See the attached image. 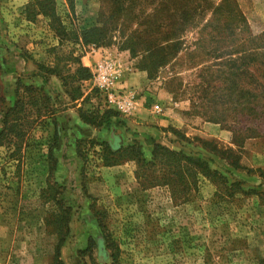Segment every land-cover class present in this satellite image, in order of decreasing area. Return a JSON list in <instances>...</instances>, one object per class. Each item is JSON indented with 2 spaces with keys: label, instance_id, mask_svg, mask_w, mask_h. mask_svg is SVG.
<instances>
[{
  "label": "rangeland",
  "instance_id": "obj_1",
  "mask_svg": "<svg viewBox=\"0 0 264 264\" xmlns=\"http://www.w3.org/2000/svg\"><path fill=\"white\" fill-rule=\"evenodd\" d=\"M32 1L0 0V131L11 121L3 116L15 102L16 89L22 92V85H31L51 98L57 140L52 139L51 119L32 123L31 114L17 126L28 130L18 139L10 135V144L0 146V264H264V107L256 119L249 116L238 124L221 120L231 102L225 96L230 85L224 80L225 61L240 57L244 46L254 48L249 37L264 47V0H228L243 15L247 32L230 19L206 25L208 15L181 35L174 2L167 12L157 6L159 0H71L72 10L67 1L57 2V14L68 29L102 26L113 37L95 55L88 53L93 45L59 41L46 18L28 21L23 9ZM208 1L217 5L222 0ZM149 17L157 39L165 40L167 55V63L151 76L141 71L143 55L131 57L121 45L123 38L142 33ZM71 55L80 56L89 72L101 57L115 62L120 72L114 91L134 94L135 112L124 116L108 109L116 114L108 125L85 123L81 111L92 117L107 110L104 95L86 81L69 80L65 88L55 75L43 78L36 65H56L61 70L56 72L65 76L72 72L65 68ZM138 72L145 78L140 80ZM248 72L252 75L245 86L257 91L254 82L264 71ZM130 76L135 80L124 86ZM79 85L88 97L84 102L69 97ZM140 106L157 130L150 132L149 151L134 137L141 129L125 124L137 118ZM91 139L113 151L135 141L147 160L153 142L207 160L227 178L229 189L219 191L201 178L196 192L174 199L167 186H140L134 164L126 160L105 167L90 149L83 164L77 142ZM91 199L95 209L105 211L114 261L90 210ZM64 208L70 209L67 227L56 221Z\"/></svg>",
  "mask_w": 264,
  "mask_h": 264
},
{
  "label": "trees",
  "instance_id": "obj_2",
  "mask_svg": "<svg viewBox=\"0 0 264 264\" xmlns=\"http://www.w3.org/2000/svg\"><path fill=\"white\" fill-rule=\"evenodd\" d=\"M61 0H33L24 7L23 13L30 22H35L38 16L46 18L50 31L59 41L64 39L73 40V42H79L82 46L93 45L96 47H102L107 45L111 38L107 34L106 29L102 26L82 29L79 32L68 29L63 25L59 15L56 11V4ZM68 2L70 10H72V1L65 0ZM125 2H131V0H124ZM175 3V17L178 26V33L181 35L187 28L199 23L205 19L206 16L210 17L206 21V25H214L218 21L230 19L234 25L239 28L240 31L247 32V25L243 15L239 12L237 7L228 0H222L219 4H213L208 0H159L158 5L164 7V11L169 10V3ZM168 3V5H164ZM118 5V2H117ZM123 6L118 10V14L122 15ZM133 8V7H132ZM156 8L153 9V12ZM152 17V16H151ZM153 18L149 17V22L146 29L142 33H133L127 40L122 39V47L128 51L131 57L137 55H143V61L141 65V71H147L148 75L151 76V71H156L167 63V55L165 52V40L162 38L157 39V27L153 28ZM104 22V21H103ZM101 22V23H103ZM230 25H228L229 27ZM122 38V37H121ZM247 40V38L245 39ZM248 43H252L254 48L248 50L244 46V49L240 52V57L236 59L228 58L225 61L224 80L227 84L226 98L231 102L226 104L225 115H223L224 122L238 124L241 119L252 116V118H258L259 115L263 114L262 108L264 107V75L258 82H254L257 91H254L246 87V81L251 77L249 69L253 71H264V47L259 46L255 43L256 39L253 37L248 38ZM60 45V43H59ZM176 45V44H175ZM38 69L42 71L43 78L48 75H55L63 82V86L66 88L69 83L67 81L74 80L78 82H84L90 79L91 74L89 70L81 66L80 56L73 57L71 55L68 58V64L65 66L69 72L63 76L58 74L56 71V65L45 66L41 63L36 64ZM238 82V84H237ZM244 84V85H243ZM22 92L19 88L15 91V102L13 106L9 108L3 116L4 121L10 119V123H6L7 127L0 131V146L4 142L8 141L9 144L12 138L10 135H14L17 139L24 134L29 127L20 130L17 126L23 123L21 118H27L29 120L32 114L34 120L32 123L45 117V119H51V123L54 125L53 138L57 140L56 120L54 113L56 109L51 104V98L44 92L43 88H37L33 86L22 85ZM74 94L69 95L72 101L80 100L84 102L88 97H84L81 87L73 89ZM93 113V112H91ZM80 118L88 124L95 126H101L102 124L108 125L112 117L116 114L110 110H104L102 113L96 116H88L87 113L82 111L79 114ZM46 121V120H45ZM3 122V124H5ZM227 122V123H228ZM231 124V125H234ZM21 140V139H20ZM95 148L98 149L95 151ZM92 149L95 152L100 163L105 167H111L127 161L128 163L134 164V176L140 186L144 188H153L156 186H167L170 188L174 199H181L188 196L191 192H196L198 184L201 178L209 180L214 186L228 190L227 178L222 175L218 170H214L210 167L207 160L187 155L182 151H174L169 148L153 142L151 151V158L145 159L141 147L137 142L133 141L131 145L120 148L116 151L110 149L107 143L98 142L96 140H79L77 142V154L82 159L83 164L87 162L86 152ZM49 156L51 154L49 153ZM51 160V157L49 158ZM212 163V161H211ZM233 168L238 169V165L231 163L229 164ZM86 166V165H85ZM83 173L84 168H83ZM84 179V176H83ZM234 187V185H230ZM90 199V197H88ZM92 200V199H91ZM90 205V210L93 216L96 217L99 228L103 233V237L106 243L107 249L111 250V258L115 259V251L113 250V241L108 233L105 226V211L95 209L94 200ZM61 204V202L59 203ZM69 208L62 210V216L56 220L63 222V225L67 227L69 221ZM68 234V229L59 235L58 246L60 247L64 241V237ZM59 251V249H58ZM55 264H61L57 261Z\"/></svg>",
  "mask_w": 264,
  "mask_h": 264
},
{
  "label": "built area",
  "instance_id": "obj_3",
  "mask_svg": "<svg viewBox=\"0 0 264 264\" xmlns=\"http://www.w3.org/2000/svg\"><path fill=\"white\" fill-rule=\"evenodd\" d=\"M98 52H100V48L91 46L88 53L95 55ZM104 54L107 55L106 52ZM118 72L120 71H115V62L107 57H101L92 66L90 79L84 82L90 86L91 90L104 95L105 108L114 109L124 116H130L135 112L134 94L114 91L113 80Z\"/></svg>",
  "mask_w": 264,
  "mask_h": 264
},
{
  "label": "crops",
  "instance_id": "obj_4",
  "mask_svg": "<svg viewBox=\"0 0 264 264\" xmlns=\"http://www.w3.org/2000/svg\"><path fill=\"white\" fill-rule=\"evenodd\" d=\"M136 77V75H134ZM135 80V78L133 77H129L127 78L124 82V86L127 85H131L132 83H128L130 82V80ZM138 78L140 80H142L143 78H145V75L143 72H138ZM136 115L137 118L136 119H131L129 121H126L127 123H125L128 127H132V128H140L141 131L137 130L135 131V133H138V135H135L134 137L139 139V141L141 142L142 145H144L146 151L148 150V147L146 148V144L148 143V141L150 142V132H157L156 128H152L149 126V124H151L153 122L152 118L148 117V110L146 108L143 107H138L136 110ZM159 120V119H158ZM155 121V119H154ZM160 122L158 124H167V121L164 120H159ZM169 124V123H168ZM152 125H154V123H152ZM149 136V138L147 137ZM143 147V148H144Z\"/></svg>",
  "mask_w": 264,
  "mask_h": 264
}]
</instances>
